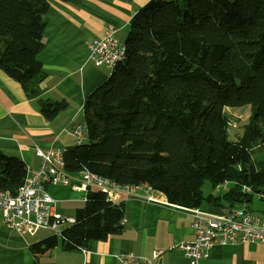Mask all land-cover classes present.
<instances>
[{
    "label": "trees",
    "instance_id": "trees-1",
    "mask_svg": "<svg viewBox=\"0 0 264 264\" xmlns=\"http://www.w3.org/2000/svg\"><path fill=\"white\" fill-rule=\"evenodd\" d=\"M48 6L0 0V69L27 96L45 78L36 55ZM124 45V61L84 100L85 140L64 148V170L146 184L171 204L213 205L219 213L253 194L264 200V0H150L135 12ZM38 102L47 120L66 106ZM246 104L248 122L231 140L224 108ZM25 170L20 158L0 152V190L15 192ZM204 180L230 184L221 195H204ZM85 195L59 237L30 245L33 264L57 244L77 250L121 232L122 204L93 187Z\"/></svg>",
    "mask_w": 264,
    "mask_h": 264
},
{
    "label": "crops",
    "instance_id": "crops-1",
    "mask_svg": "<svg viewBox=\"0 0 264 264\" xmlns=\"http://www.w3.org/2000/svg\"><path fill=\"white\" fill-rule=\"evenodd\" d=\"M48 1L41 33L44 46L36 55L45 74L38 93L27 96L20 83L0 69V152L17 156L32 169L40 164L37 148L74 144L72 130L82 121L86 96L111 72L89 60L87 43L101 37L110 25L117 29L118 40L124 42L135 12L150 0ZM40 99L64 100L66 106L47 120L39 111ZM71 177L76 180L78 174ZM47 191L56 210L68 212L64 216L73 217L83 204V193L69 186L49 185ZM149 193L156 200H147L142 190L135 196L119 194L125 220L121 221L120 233L93 240L77 250H63L57 244L39 255L38 264H122L116 254L143 256L152 264H189L177 246L193 239L189 208L167 202L160 192ZM203 208L212 213L221 209L213 205ZM49 235L48 230L33 236L18 234L3 224L0 209V264H33L30 245ZM197 264H264V243L214 245Z\"/></svg>",
    "mask_w": 264,
    "mask_h": 264
},
{
    "label": "built area",
    "instance_id": "built-area-1",
    "mask_svg": "<svg viewBox=\"0 0 264 264\" xmlns=\"http://www.w3.org/2000/svg\"><path fill=\"white\" fill-rule=\"evenodd\" d=\"M117 29L110 25L103 35L93 38L87 43L88 58L96 66H105L121 54V41L116 37ZM74 143L85 140V124L83 121L74 125L72 130ZM64 148L36 149L40 164L32 169L26 166V185L15 192L5 191L0 196V209L3 224L21 235L33 236L41 231L48 230L51 234L60 236L62 228L74 221L72 216L60 214L55 207L54 199L49 195L47 186L65 185L73 190L83 193L81 200H86L88 187L102 192L110 190L112 204H119V194L124 192L130 195H139L142 190L147 200H156L151 196L154 191L146 184H120L110 178L88 170H81L76 180L64 170ZM228 181L218 184L223 190L227 188ZM227 190V189H226ZM243 193H251L249 186L241 187ZM193 216L191 227L193 239L179 242L189 264H197L207 256V250L214 245H226L236 242L264 243V213H256L246 207L245 203L231 208L227 212L212 213L202 208H189ZM125 221L124 219L122 220ZM156 251L153 252L155 256ZM115 257L122 264H152L150 259L133 254H116Z\"/></svg>",
    "mask_w": 264,
    "mask_h": 264
},
{
    "label": "rangeland",
    "instance_id": "rangeland-1",
    "mask_svg": "<svg viewBox=\"0 0 264 264\" xmlns=\"http://www.w3.org/2000/svg\"><path fill=\"white\" fill-rule=\"evenodd\" d=\"M224 113L226 115L228 137L231 140H234L238 135L242 134L244 126L248 122L250 106L246 104L239 107H225ZM201 189L204 195L209 193L221 195L224 192L221 187L218 185L212 186L207 180H204ZM245 203L250 210L256 213H264V200L260 197V195L253 194L250 197V200L245 201ZM202 206L206 207V204H203ZM62 214L65 215L68 214V212L63 211ZM69 214H73V212H69Z\"/></svg>",
    "mask_w": 264,
    "mask_h": 264
},
{
    "label": "bare ground",
    "instance_id": "bare-ground-1",
    "mask_svg": "<svg viewBox=\"0 0 264 264\" xmlns=\"http://www.w3.org/2000/svg\"><path fill=\"white\" fill-rule=\"evenodd\" d=\"M126 51H125V45L124 42H121V54L112 57L110 62L107 65V68L111 71L119 64H121L125 59ZM26 185V176L24 177V181L21 186ZM102 192L106 195V198L108 201L112 202V195L110 190H102ZM5 195V191L0 190V196Z\"/></svg>",
    "mask_w": 264,
    "mask_h": 264
}]
</instances>
